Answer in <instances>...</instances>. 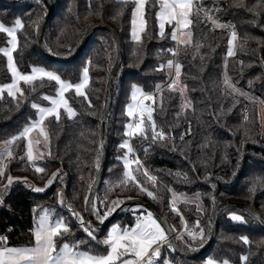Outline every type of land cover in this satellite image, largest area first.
I'll return each instance as SVG.
<instances>
[{"label":"trees","instance_id":"obj_1","mask_svg":"<svg viewBox=\"0 0 264 264\" xmlns=\"http://www.w3.org/2000/svg\"><path fill=\"white\" fill-rule=\"evenodd\" d=\"M49 1L53 10L41 35V46L46 53L57 58L70 57L85 31L94 25L111 28L120 43L121 59L113 77L105 119L107 156L93 198V218L97 221L93 207L99 208L101 213L105 211L104 201L110 204L117 199L121 203L129 199L143 200L168 221L174 234L180 228L181 216L185 233L186 228L203 229L204 239L199 241L190 242L178 235L182 238H177L176 243L187 253L198 251L207 242L211 210L216 202L245 205L264 222V127L259 129L257 118L258 102L264 106V11L256 7L259 0H243L247 8L239 6L241 0H202L204 9L225 27L213 24L202 10L198 18L193 17L192 43L188 46L173 42L168 27L165 38L157 36L155 7L146 5L147 32L141 34L142 40L138 43L130 40L131 3L118 0ZM45 13V5L38 0L0 1V22L10 26L20 19L24 24L23 30L17 32L19 46L13 53L16 66L22 73L31 66H42L71 83L76 82L81 70L87 67L90 80L85 92L92 107L83 97L68 93L66 98L76 111L75 117L68 119L61 115L59 123L53 118L45 122L51 155L47 148L44 159L35 164L44 167V173H35L32 164L19 158L24 153L23 140L12 145L13 158L4 164L6 175L20 179L14 180L0 194L3 200L0 204V236L7 238L9 247H23L32 242L34 209H48L55 217H62L74 233L64 237L65 240L86 238L68 206L88 222L83 206L101 154L99 117L107 76L115 59L114 41L107 31H96L72 61L52 62L35 44V31ZM233 31L237 36L233 42L234 55L228 57V41ZM5 42L6 37L0 33V47ZM170 48H178V56H172L167 51ZM169 59L178 60L183 66L179 84L187 85L185 99L179 91L170 92L167 88L172 70L157 71L158 66ZM225 76L237 91L225 86ZM7 80L4 58L0 54V83ZM134 85L146 94H155L157 103L152 105L156 109L153 118L157 128L168 134L165 141L156 142L139 136L129 138L144 169L156 177L155 186L151 181L144 182L136 172V166L132 170L157 199L149 198L131 182L120 186L123 173L118 159L122 153L119 145L127 140L124 127L129 119L124 109ZM22 88L25 96L20 98L19 107L6 95L0 100V143L17 135L28 124L29 118L34 117L32 102L46 106L47 102L41 96H52L55 85L45 81L35 91H30L28 85ZM161 95L162 109L159 106ZM183 101L190 106L183 107L180 112ZM113 153L119 154L110 160ZM57 171L61 176L45 191L32 190L33 187L45 188L46 181ZM178 172L180 177L176 176ZM23 178H27L28 183ZM143 178L147 180V177ZM61 191L65 206L58 203ZM173 192L180 198L176 204L180 214L172 213L168 207ZM191 196L193 201L189 200ZM184 198L187 202H183ZM230 214L240 215L246 222H234L229 218ZM134 215L130 210L125 211L102 230H95V235L102 240L113 223L131 226ZM197 221L199 227H196ZM245 236L250 244L246 245L240 239ZM87 247L94 251L103 248L95 241ZM167 247L170 248L169 244ZM166 253L168 260L184 264H202L205 258L242 264V256L248 258L247 264H264V230L242 210L221 206L217 212L214 240L203 253L194 259H183L171 250ZM161 255L162 258L164 254Z\"/></svg>","mask_w":264,"mask_h":264},{"label":"snow or ice","instance_id":"obj_2","mask_svg":"<svg viewBox=\"0 0 264 264\" xmlns=\"http://www.w3.org/2000/svg\"><path fill=\"white\" fill-rule=\"evenodd\" d=\"M39 3H43V0H38ZM120 3H131L133 5L131 13V35L132 39L138 43L141 42V34H146L148 21L145 18L146 5L157 8L155 13V20L158 27L157 36L159 38H165L166 25L171 29L168 35L173 42L177 45H191L192 32L191 25L193 23V17L198 18L200 12H205V17L212 19L213 24L218 27H225L220 25L218 21L211 17L203 7L202 0H119ZM239 6L246 7L243 4V0ZM256 7L264 11V0H259V4ZM251 10V9H248ZM227 27H232L227 25ZM24 24L20 19L14 21L13 26H6L3 22H0V33H4L9 37L7 44L10 47H0V54L6 57L7 68L11 76V82L0 85V100H4V93H7V97H10L13 101H16V106L22 102L20 98L25 96V90L21 88L20 82L30 86V91H35L37 87H42L44 82H54L55 86H58L55 90V96H49L44 94L41 99L48 101L50 107H42L36 102L31 103V108L38 113V119L32 120L29 118V125L23 127L22 131L17 135L11 137L9 140L4 141V149L0 151V161L4 159L11 160L13 158L12 145L17 141L26 140L25 156L19 157L25 159L27 162L32 163L36 160H43L44 153L40 151L36 145L41 143L40 140L33 141L30 138V134L39 129V135L43 137V143L46 148H49L48 155H51L49 134L45 126V122L49 118H53L56 123L61 120V109L67 114L68 119H72L76 115L74 108L70 106L69 99L66 98L67 92H74L76 97H83L87 101L88 106L92 107L91 100L88 98L87 93L84 91L89 84V70L87 67L83 69L82 79L78 83L67 82L62 77L51 70H46L42 66H31L30 73H21L16 66V62L13 53L17 51L19 46V40L17 32L23 30ZM237 39L235 31L231 34V39L228 41L229 48L227 56L234 55L233 42ZM199 47V45H197ZM163 51V50H162ZM172 56H178V48H170L167 50ZM182 64L178 60L169 59L166 64L158 66L157 71L163 72L166 68L170 71V82L167 88L170 92L177 91V84L180 83V77L182 75ZM39 81L40 84H35ZM225 86L231 89L233 92L237 91L232 82L225 76ZM187 85H183L180 89L181 95L186 90ZM157 90L160 91V86L157 85ZM131 99L134 103L127 105V115L132 118V122L127 124V131L125 135L129 138H135L139 136L144 140L165 141L168 138V134L163 131L162 128H157L153 113L155 108L152 105L157 103L155 94L144 93L138 86H133L131 93ZM145 101H151L152 104H146ZM163 108V97L161 95L160 105ZM183 107L187 108L190 103H183ZM247 120V117H245ZM183 140V136L180 137ZM121 149H127L123 159V167L125 169L123 173V179L120 181V186H125L129 182L133 183L139 191L145 192L149 198L157 199L153 191L144 187L142 181L131 170L133 163L136 165V171H142V175L147 177L149 181L155 186L156 177L150 175L149 172L144 169L139 157L135 155L134 149L131 143L126 140L119 145ZM132 156L133 159L128 157ZM96 167H99V160L96 161ZM34 172L37 174L44 173L46 169L44 167L35 166L33 164ZM6 165L0 163V183L4 180L7 181L4 184V189H7L14 180L20 178H13L6 175ZM61 176L60 171L53 173L51 177L46 181L45 188L33 187L35 192L45 191L47 187L51 186L56 179ZM177 177L181 176V173H176ZM186 179V176L184 177ZM25 183L27 178H23ZM92 185L89 184V192ZM171 191V190H170ZM173 198L169 203V207L172 212L177 214L179 209L176 204L180 202V198L173 192ZM58 201L61 206L64 205L63 192L58 193ZM214 201V198H213ZM183 202H187L184 198ZM3 203L0 198V204ZM121 201L119 199L109 202L104 201L103 205L106 211L102 212L99 208H96V216L100 224H103L112 212L119 207ZM92 204L90 195L85 197V205ZM69 210L72 216L77 222V226L80 230L86 233V238L75 239L71 242L64 239L69 235H74L72 228L69 224L65 223L62 217H55L54 213L48 209H40L37 211L34 209V219L36 221L34 228L31 230L33 241L30 245L23 247H9L7 246V238L0 236V264H156V260L160 257V248L164 243H168L171 246V242L168 239L167 231L162 227L157 218L154 217L152 212H147L146 215H141L133 226L121 228L120 226H113L107 233L106 238L98 240L95 235V229L92 227L91 221L86 222L83 216L76 212L69 205ZM142 208V206H141ZM139 211V209H138ZM229 218L234 222H246L240 215L230 214ZM181 219L183 217L181 216ZM196 227H199V221L196 223ZM186 233L193 240L197 238V235L201 240L204 239V231L200 229L199 233L194 232L191 229L186 228ZM182 238V237H177ZM244 244H250L251 241L248 237L240 238ZM91 241H95L97 244L102 245V250H91L87 247ZM82 245L85 246L82 248ZM242 264H247V257L242 256ZM164 264H168L165 261ZM206 264H229L228 261H216L209 258Z\"/></svg>","mask_w":264,"mask_h":264},{"label":"water","instance_id":"obj_3","mask_svg":"<svg viewBox=\"0 0 264 264\" xmlns=\"http://www.w3.org/2000/svg\"><path fill=\"white\" fill-rule=\"evenodd\" d=\"M1 2H11L14 0H0ZM43 4L46 7V13L44 15V17L41 19L40 23L38 24V27L35 31V44L37 49L41 52V54L47 58L48 60L52 61V62H56V63H67L72 61L74 58L77 57V55L79 54V52L81 51V49L84 47L85 43L87 42V40L91 37V35L99 30H103V31H107L115 44V59L114 62L109 70L108 76H107V80H106V84H105V89H104V102L100 111V117H99V137H100V144H101V154H100V160H99V167L96 170L94 179L91 183L92 187L91 190L86 196L90 195V199L92 201V204L90 205H85L84 202V215L87 219V221H91L92 227L95 230H102L104 227H106L109 223H111L113 220H115L117 217H119L122 213H124L125 211L133 208V207H140L142 206V210H144L145 212H152L154 214V217L158 219V221L161 223L162 227H164L167 231L168 234V239L171 242V246L170 250L173 254L183 258V259H194L197 256H199L201 253H203L211 244V242L214 240L215 237V229H216V219H217V212L218 209L221 206H230L233 208H237L239 210H242L243 212H245L247 215H249L254 222L259 225L263 230H264V222L260 219L259 215L252 210L251 208L236 203V202H216L211 210V216H210V231H209V236L207 239V242L196 252L194 253H187L184 252L182 250L179 249L177 243H176V234H174V232L172 231V228L170 227V224L168 223V221L162 217L156 210H154L151 206H149L146 202H144L143 200L140 199H129V200H125L122 203H120L119 207H117L115 209L114 212H112L111 215L108 216V218L105 220V222L103 224H100L98 221H96L93 216H92V205H93V198L95 195V192L97 190V187L99 185V182L101 180L102 174H103V170H104V166H105V161H106V156H107V140H106V133H105V119H106V114L109 108V103H110V98H111V88H112V82H113V77L119 67L120 64V59H121V54H120V43H119V39L116 36L115 32L109 28L106 25H94L92 27H90L89 29H87L85 31V33L83 34L77 49L75 50V52L67 58H57L55 56H52L48 53H46L42 46H41V35L43 32V29L45 27L46 21L48 19V17L50 16L52 10H53V6L52 3L49 0H43Z\"/></svg>","mask_w":264,"mask_h":264},{"label":"rangeland","instance_id":"obj_4","mask_svg":"<svg viewBox=\"0 0 264 264\" xmlns=\"http://www.w3.org/2000/svg\"><path fill=\"white\" fill-rule=\"evenodd\" d=\"M204 16H205V15H204ZM13 25H14V23H13L12 25H10V26H13ZM3 34H4V33H3ZM4 36L6 37V42H5V45H4L3 47H10V45L7 44V40L9 39V37H7L6 34H4ZM230 39H231V38H230ZM230 39H229V40H230ZM228 47H229V43H228ZM1 55H2V54H1ZM2 56H3V55H2ZM3 58H4L5 69H6V73H7V76H8V80H7L6 82H4V83H0V85H3V84H6V83H10V82H11V76H10L9 70H8V68H7L6 57L3 56ZM82 72H83V69H82L81 72H80V75H79L78 80H77L76 82H74L73 84L78 83V82L81 81V79H82ZM172 72H173V74H174V70H172ZM21 73H22V72H21ZM27 73H30V69H29L27 72H25V74H27ZM67 82H68V81H67ZM53 84H54V82H53ZM19 86L22 88V86H27V85H25V84L21 81ZM182 86H183V85H181V84H177V91L180 92V89L182 88ZM57 87H58V86H55V90H56ZM55 90H54V94H53L52 96H55ZM84 91H85V90H84ZM68 93H72V94L75 96L74 92H67L65 95H67ZM4 95L7 96V93H4ZM182 96H183V98L185 99V90L183 91ZM46 102H47L46 106H42V107H50V106H51L50 103H49L48 101H46ZM145 103H146V104H151V101H145ZM183 103H185V101H183ZM183 103H182V104H183ZM182 110H183V106H181L180 112H182ZM61 115L65 116V117L67 118V114L64 113L62 109H61ZM257 118H258L259 129L262 130L263 127H264V106H263L262 104H260L259 102H258V105H257ZM37 119H38V113H37L36 110H34V117L32 118V120L34 121V120H37ZM29 122H30V121H29ZM29 122H28L27 125H29ZM131 122H132V118H131V120L129 121V123H131ZM129 123H128V124H129ZM27 125H25V126H27ZM126 125H127V124H126ZM126 125H125V127H124V129H125L124 132L127 131V127H126ZM25 126H24V127H25ZM22 129H23V128H22ZM21 131H22V130H21ZM21 131H20V132H21ZM125 137H126L127 140L129 141V137H127L126 135H125ZM30 138H31L33 141H36V140H40V141H41V143H40L39 145H36V147H38V148L40 149V151L43 152L44 155H46V154H47V148L44 146V143H43V137L39 135V129H37V130H35L33 133H31V134H30ZM23 143H24V153H23V156H25V146H26L27 141H26V140H23ZM4 147H5L4 143H0V151H2V150L4 149ZM114 151L117 152V151H116V148H114ZM126 152H127V149H122L121 157H124ZM118 154H119V153H113V154H112V157L110 158V160H114V159L116 158L115 156L118 155ZM121 157H120V158H121ZM128 158H129V159H133L132 156H129ZM25 160H26V157H25ZM6 161H7V159H4L3 161H0V163L5 164ZM38 161H39V160H36V161H34V162L30 163V164H32V165L34 164V165H35ZM120 161H121V169H122V173H124V171H125V169H124V167H123L124 161H123V159H120ZM26 162H27V160H26ZM28 163H29V162H28ZM35 166H36V165H35ZM134 166H136L135 163L132 164V166H131V170H132V168H133ZM112 168H113V166H112ZM135 169H136V168H135ZM142 171H143V170L136 171V172L139 173L140 176H142L141 178L144 180V182L149 183V180H148V179L145 181V178H143ZM8 176H10V175H8ZM6 183H7L6 180H4L3 183H0V194L3 193L4 191H6V190L10 187V186H8L7 189H4V184H6ZM171 200H172L171 198L168 200V207H169V203H170ZM189 200H190V201H193L194 198L191 196V197H189ZM58 203H59V201H58ZM59 204H60V203H59ZM169 208H170V207H169ZM131 209H133V210H130V209H129V210L131 211V214H132V215H134V214L136 213V212L134 211L135 209H140V210H142V208H140V207H133V208H131ZM93 211L96 212L94 207H93ZM105 211H106V209H105ZM143 211H144V210H143ZM172 213H175V212H172ZM139 214H140V213H136V214L134 215V216H135V217H134V221H133V223H132L131 226H133V225L135 224L136 220H137L138 218H140ZM138 216H139V217H138ZM97 221H99V220L97 219ZM34 222L36 223V221H34ZM34 225H35V224H34ZM113 226H120L122 229L125 228V227L121 226V224H119V223H113V224H111V225L108 226L104 238H106L107 233L110 231V229H111ZM33 228H34V226H33ZM180 228H181V225H180ZM180 228H179L177 234L179 233ZM193 231L196 232V233H199V231H196V230H193ZM179 235L184 236V238L187 239V240H189L190 242H194V241H199V240H200V238H199L198 235H197V238H196L195 240L191 239V238L189 237V235H188L187 233H185V231H184V229H183V226H182V232L179 233ZM177 237H178V235H177ZM104 238H103V239H104ZM103 239H102V240H103ZM176 239H177V238H176ZM208 259H209V258H206L205 261H204V263H206V261H207Z\"/></svg>","mask_w":264,"mask_h":264},{"label":"crops","instance_id":"obj_5","mask_svg":"<svg viewBox=\"0 0 264 264\" xmlns=\"http://www.w3.org/2000/svg\"><path fill=\"white\" fill-rule=\"evenodd\" d=\"M119 1V0H118ZM133 9V8H132ZM158 10V9H157ZM157 12V11H156ZM132 13V12H131ZM130 21H131V17H130ZM166 27H167V25H166ZM170 31H171V29H170ZM158 32V27H157V24H156V33ZM129 34H130V40L131 41H133V42H136V41H134L133 39H132V35H131V23H130V32H129ZM176 43V42H175ZM133 90V89H132ZM131 93H132V91H131ZM131 93H130V96H129V102H128V104L127 105H129V104H131V103H134L133 101H132V99H131ZM127 105H126V107H125V109H124V112H125V115L127 116V118L129 119V121L131 120V118L130 117H128V115H127ZM130 210H133V209H130ZM135 212H137V213H140L139 214V216H141L142 214L143 215H146L147 214V212H145V211H143V210H140L139 209V211H138V209H135L134 210ZM138 216V217H139ZM99 222V221H98ZM34 224H35V222H34ZM35 226V225H34ZM33 229V228H32ZM176 238H177V236H176ZM175 238V239H176ZM32 241H33V237H32ZM167 243H164L162 246H161V248H160V257L156 260V264H164V262L165 261H168V264H184V263H181V262H174V261H171V260H168L167 259V253H166V251H168V250H170V248H168L167 247ZM166 253V254H165ZM161 254H164L163 255V257L161 258ZM206 259V258H205ZM205 259L202 261V264H206V263H204V261H205ZM263 259H264V256H263ZM230 264V263H229Z\"/></svg>","mask_w":264,"mask_h":264},{"label":"built area","instance_id":"obj_6","mask_svg":"<svg viewBox=\"0 0 264 264\" xmlns=\"http://www.w3.org/2000/svg\"><path fill=\"white\" fill-rule=\"evenodd\" d=\"M181 219V218H180ZM180 225H181V228H180V231H179V233H181L182 232V226H183V220L181 219V223H180ZM179 233L177 234V233H175L176 235H179Z\"/></svg>","mask_w":264,"mask_h":264}]
</instances>
